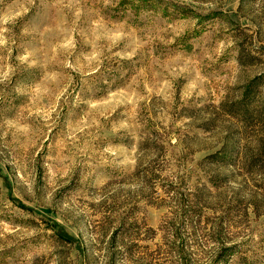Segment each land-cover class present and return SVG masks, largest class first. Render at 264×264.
<instances>
[{"label": "rangeland", "instance_id": "obj_1", "mask_svg": "<svg viewBox=\"0 0 264 264\" xmlns=\"http://www.w3.org/2000/svg\"><path fill=\"white\" fill-rule=\"evenodd\" d=\"M258 76L264 0H0V264H264Z\"/></svg>", "mask_w": 264, "mask_h": 264}, {"label": "trees", "instance_id": "obj_2", "mask_svg": "<svg viewBox=\"0 0 264 264\" xmlns=\"http://www.w3.org/2000/svg\"><path fill=\"white\" fill-rule=\"evenodd\" d=\"M242 60V57L241 59ZM261 81V76L253 78L247 85L244 87V91L241 97L237 101L226 104L225 108L229 114L233 117H238L244 125H251L253 120H263L264 118V101L262 105L257 108V104H252L255 93V89L258 87V83ZM237 141L233 142L231 149L228 151V155H235L236 149L238 148ZM239 150V148H238ZM222 155V153H221ZM219 154L211 155L210 158H218L221 161H227L226 156H221ZM227 155V156H228ZM234 159V157H232ZM229 163V162H228Z\"/></svg>", "mask_w": 264, "mask_h": 264}]
</instances>
